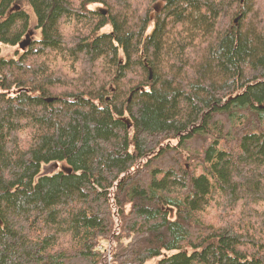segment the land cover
<instances>
[{"label":"trees","instance_id":"16d2710c","mask_svg":"<svg viewBox=\"0 0 264 264\" xmlns=\"http://www.w3.org/2000/svg\"><path fill=\"white\" fill-rule=\"evenodd\" d=\"M145 263L264 264V0H0V264Z\"/></svg>","mask_w":264,"mask_h":264},{"label":"water","instance_id":"95a60500","mask_svg":"<svg viewBox=\"0 0 264 264\" xmlns=\"http://www.w3.org/2000/svg\"><path fill=\"white\" fill-rule=\"evenodd\" d=\"M28 43H29V35H27V37L20 43L19 46L22 50H24L27 47ZM55 168H58L57 164H55Z\"/></svg>","mask_w":264,"mask_h":264},{"label":"rangeland","instance_id":"374dc122","mask_svg":"<svg viewBox=\"0 0 264 264\" xmlns=\"http://www.w3.org/2000/svg\"><path fill=\"white\" fill-rule=\"evenodd\" d=\"M109 30V29H108ZM13 50H12V48H10V53L12 52ZM7 53V50L5 49V48H3V52H2V55H5ZM13 56V55H12Z\"/></svg>","mask_w":264,"mask_h":264},{"label":"bare ground","instance_id":"6f19581e","mask_svg":"<svg viewBox=\"0 0 264 264\" xmlns=\"http://www.w3.org/2000/svg\"><path fill=\"white\" fill-rule=\"evenodd\" d=\"M149 16V15H148ZM149 24V23H148ZM112 242V241H111ZM103 244V243H102ZM114 245V244H113ZM112 251V250H111ZM112 255V254H111ZM146 264V263H145Z\"/></svg>","mask_w":264,"mask_h":264}]
</instances>
